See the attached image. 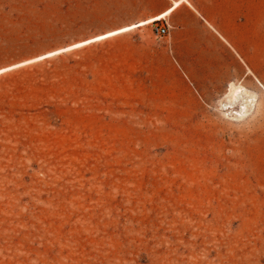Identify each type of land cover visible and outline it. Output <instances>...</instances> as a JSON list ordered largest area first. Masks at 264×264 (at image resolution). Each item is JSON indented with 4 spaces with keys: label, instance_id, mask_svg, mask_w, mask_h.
Returning a JSON list of instances; mask_svg holds the SVG:
<instances>
[{
    "label": "rangeland",
    "instance_id": "obj_1",
    "mask_svg": "<svg viewBox=\"0 0 264 264\" xmlns=\"http://www.w3.org/2000/svg\"><path fill=\"white\" fill-rule=\"evenodd\" d=\"M240 1L232 47L182 66L150 25L88 42L121 2L0 0V264H264V0Z\"/></svg>",
    "mask_w": 264,
    "mask_h": 264
},
{
    "label": "crops",
    "instance_id": "obj_2",
    "mask_svg": "<svg viewBox=\"0 0 264 264\" xmlns=\"http://www.w3.org/2000/svg\"><path fill=\"white\" fill-rule=\"evenodd\" d=\"M121 2L122 17L113 27L159 22L170 27L166 44L175 55L177 63L185 62L187 49L192 45L208 52L211 58L226 53L231 46L227 33L232 24L241 22L240 0H104ZM167 13V15L165 14ZM228 25H230L228 27ZM230 41V42H229Z\"/></svg>",
    "mask_w": 264,
    "mask_h": 264
},
{
    "label": "bare ground",
    "instance_id": "obj_3",
    "mask_svg": "<svg viewBox=\"0 0 264 264\" xmlns=\"http://www.w3.org/2000/svg\"><path fill=\"white\" fill-rule=\"evenodd\" d=\"M134 25V24H133ZM133 25H130V26H126V27H122V28H129L131 29L130 31H127V32H122L121 29H117V30H114V31H111L109 33H106L104 35H101V36H98L88 42H93V41H102V40H105V39H109V38H112V37H115V36H119V35H122V34H126V33H129L131 31H134L136 30L138 27H142L144 26L145 24L143 23H140L139 25H136L135 27ZM100 37H103V39H99ZM87 43V42H86ZM239 91V87L235 84H230L229 87H228V90H227V97L228 98H233L235 97L236 93Z\"/></svg>",
    "mask_w": 264,
    "mask_h": 264
},
{
    "label": "built area",
    "instance_id": "obj_4",
    "mask_svg": "<svg viewBox=\"0 0 264 264\" xmlns=\"http://www.w3.org/2000/svg\"><path fill=\"white\" fill-rule=\"evenodd\" d=\"M149 25L151 26L153 35L156 37V39L163 40L166 37H168L170 27L166 23L165 24H160L159 22L149 23V24H145L142 27L149 26ZM142 27H138L137 29H140Z\"/></svg>",
    "mask_w": 264,
    "mask_h": 264
},
{
    "label": "snow or ice",
    "instance_id": "obj_5",
    "mask_svg": "<svg viewBox=\"0 0 264 264\" xmlns=\"http://www.w3.org/2000/svg\"><path fill=\"white\" fill-rule=\"evenodd\" d=\"M166 15H167V13H165ZM149 23H151V21L150 20H148L147 18H145L144 20H143V24H149ZM134 27L136 26L135 24L133 25ZM131 29H129V28H122L121 29V31L122 32H127V31H130ZM99 39H103V37H100Z\"/></svg>",
    "mask_w": 264,
    "mask_h": 264
}]
</instances>
